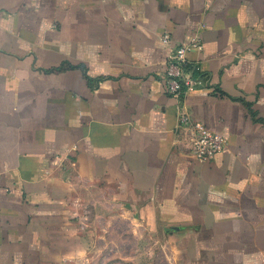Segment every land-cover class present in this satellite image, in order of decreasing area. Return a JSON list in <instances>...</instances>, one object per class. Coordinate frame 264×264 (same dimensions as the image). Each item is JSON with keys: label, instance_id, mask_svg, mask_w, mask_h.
<instances>
[{"label": "crops", "instance_id": "0c3cea01", "mask_svg": "<svg viewBox=\"0 0 264 264\" xmlns=\"http://www.w3.org/2000/svg\"><path fill=\"white\" fill-rule=\"evenodd\" d=\"M204 83L179 102L171 46ZM190 117L227 139L194 158ZM128 192L176 264H264V0H0V264H74L91 186ZM151 221V220H150Z\"/></svg>", "mask_w": 264, "mask_h": 264}, {"label": "rangeland", "instance_id": "374dc122", "mask_svg": "<svg viewBox=\"0 0 264 264\" xmlns=\"http://www.w3.org/2000/svg\"><path fill=\"white\" fill-rule=\"evenodd\" d=\"M110 186L89 187L83 207L95 228L87 255L74 264H176V249L151 218Z\"/></svg>", "mask_w": 264, "mask_h": 264}, {"label": "built area", "instance_id": "2783aa9c", "mask_svg": "<svg viewBox=\"0 0 264 264\" xmlns=\"http://www.w3.org/2000/svg\"><path fill=\"white\" fill-rule=\"evenodd\" d=\"M161 40L171 46L162 74L165 90L181 102L187 92L201 87L204 83L199 63L188 58L189 53L202 50V38L196 33L182 44L171 45L170 35L165 33ZM177 119L178 126L184 129V141L189 153L194 158L206 161L225 148L227 139L223 134L193 120L187 112L181 111Z\"/></svg>", "mask_w": 264, "mask_h": 264}]
</instances>
